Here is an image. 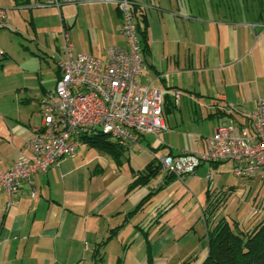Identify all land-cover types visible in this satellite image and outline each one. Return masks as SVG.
Listing matches in <instances>:
<instances>
[{"label":"crops","instance_id":"obj_1","mask_svg":"<svg viewBox=\"0 0 264 264\" xmlns=\"http://www.w3.org/2000/svg\"><path fill=\"white\" fill-rule=\"evenodd\" d=\"M37 1L0 0V7L7 12V25L0 24V35L2 31L16 29V34H23L54 61L51 87L45 86L37 75L39 71L35 70L31 78L26 79L32 83L24 81L23 85H13L9 92V89L0 90V171L8 169L20 156L29 155L25 144L39 125L41 101L47 92L54 90L60 76L56 60L64 54L62 31L69 28L72 39L73 26L78 20L76 16L69 24L62 16L63 29L53 40L38 14L47 7L36 6ZM135 1L139 6L141 27L144 26L142 17L147 23L148 44L146 53L143 52L147 71L142 81L162 92L165 131L176 127V123H172L175 109L183 112L190 107L195 115L208 118L210 135L205 141H199L200 150L187 151L203 152L218 127L236 121L247 124L255 102L264 99V20L259 17V10L254 12L243 7L241 11L237 6L232 10L221 0ZM100 4L101 12L97 16L100 30L111 39L124 40L116 6ZM84 5L88 2L81 6ZM111 9L114 12L111 13ZM58 38L61 39L59 44L55 42ZM108 48L96 53L90 35L88 51L83 53L105 57ZM0 49L3 52L1 69H4V61L13 57L1 37ZM175 90L181 94L179 105L175 104ZM229 105L235 108L233 114L225 112ZM160 140L157 146L156 139L149 144L155 150L164 146L171 148L168 142ZM87 147L83 155L93 148ZM92 153L93 157L85 164L104 157L100 150ZM74 159L76 155L65 157L47 173L35 174L32 178L34 196L32 185L27 181L20 183L15 202L10 206H7L6 192L0 191V264H183L186 259L189 264H200L208 253L207 226L204 221L205 231L199 237L193 234L195 225L187 227V220L197 209L200 215L196 223L201 220L209 182L215 193L229 190L215 220L226 218L240 226L249 221L242 202L233 203L231 196L234 192L246 194L252 187L248 185L244 190L230 184L219 188L212 174L203 167L208 164L219 170L228 162L218 167L204 163L194 173L171 180L166 179L162 169L155 189L149 188L160 174L149 184L128 191L136 178L135 172L143 170L151 159L140 169L133 166L131 158L128 164L120 159L110 172L97 162L89 169L87 177L74 175L76 169L84 166L79 163L77 167ZM253 179L257 178L249 180ZM152 191L155 192L152 198L134 211L141 199ZM231 212L235 213V218L243 217L235 219L229 215ZM118 226L116 234L108 239ZM181 243L183 246L190 243L191 247L179 248Z\"/></svg>","mask_w":264,"mask_h":264},{"label":"built area","instance_id":"obj_2","mask_svg":"<svg viewBox=\"0 0 264 264\" xmlns=\"http://www.w3.org/2000/svg\"><path fill=\"white\" fill-rule=\"evenodd\" d=\"M81 1L115 5L125 45L111 46L105 57H96L77 52L69 28L63 29L64 54L56 60L60 76L54 90L41 101L39 125L25 144L29 155L20 156L8 169L0 171V191L8 196L7 206L14 204L22 181L32 185L34 196L33 176L47 173L65 157L75 156L82 134L101 132L132 149L150 134L157 136V146L159 134L167 129L161 90L142 81L147 65L139 40L137 2L38 0L36 6L60 8L64 3ZM0 24L7 25V12L2 7ZM2 53L0 49V57ZM180 98V92L175 90L176 105ZM234 111L233 105L225 108L228 114ZM223 162L231 164L235 176L257 178L264 183V99L255 102L247 124L236 121L218 127L205 151H180L160 159L163 171L179 178L194 173L204 163Z\"/></svg>","mask_w":264,"mask_h":264},{"label":"rangeland","instance_id":"obj_3","mask_svg":"<svg viewBox=\"0 0 264 264\" xmlns=\"http://www.w3.org/2000/svg\"><path fill=\"white\" fill-rule=\"evenodd\" d=\"M222 2H225V4L228 7L233 8L232 10H235V6L239 7V9L242 11L243 7H247L248 10L257 12L259 9H261L262 3L258 1H252V0H221ZM85 3L86 1H81L77 3H64L61 5V7L56 6H50L47 8H42L38 11V14L42 18L44 24L48 26V32L52 34L53 40L56 36H59L58 33L63 29L62 27V16L66 17L67 23L72 24L78 16V20L73 26L72 31V39L75 43L77 51H88V45L90 43V35H91V41L92 45L94 47V50L96 53H99L102 48L107 49L112 44L118 43L120 45H125V41L123 38H109L105 34L102 33L100 30V26L98 25V13H100L101 4L100 3H93L88 2V5L81 6L82 3ZM80 6L82 7L80 9ZM250 6L252 7L250 9ZM110 7H113V5ZM110 12H114L113 9L110 10ZM109 12V13H110ZM256 14V13H255ZM260 17L262 20H264V17L260 14ZM46 21L47 24H46ZM9 31H2L0 37L4 39L5 43L8 46V49L12 55V59L8 61H4V65L6 68L1 69V63H0V90H8L10 91V87L13 85H23L24 83H32L30 79L33 75V71L38 70L39 74H37L39 77H41V80H43V83L47 87H51L53 85L52 78H53V65L54 61L52 56H48L45 53H42L38 47L32 42L29 41L23 34H16V29L12 28V31L8 29ZM60 38V37H59ZM58 38V39H59ZM122 39V40H119ZM58 44L61 42V39L56 40ZM41 64V66L39 65ZM49 65V66H48ZM39 68V69H38ZM43 68V70H42ZM41 69V70H40ZM26 70V73L24 72ZM12 94H10V97ZM13 96L12 98H14ZM36 105V103L33 104ZM26 106V105H24ZM175 119L172 123H176V127L169 131H165L161 134H159V137L166 142L169 143L170 147H162L160 150H155L151 147L150 144L154 142L156 139V135H147L145 140L141 141L140 143L136 144L132 149L130 150H123L121 160L128 164V158L132 159L133 166L135 168H142L144 167L145 163L153 158V156H159L161 159V156L168 152L170 149L175 151L176 153L180 151H187V150H200L197 148V144H200V140L205 141L207 136L210 135V129H209V123L208 118L201 114H194L190 107H186L183 112L179 111L178 109L174 110ZM165 117V112H164ZM172 119V117H171ZM38 119L36 118V121ZM110 139V137H108ZM111 140V139H110ZM150 143V144H149ZM206 147V146H205ZM86 143L82 142L80 144V147L76 153V159H74L75 165L78 167L80 164L84 165L81 168H78L74 171V175L76 176H83L87 177L89 174V169H92V166L94 167L97 162H100L105 170L107 172H110L113 167L118 166L115 161L116 159L109 153L105 151L102 152L103 159H97L92 162V164H85L88 162L90 157H93L92 152H99V150L95 147L92 149L89 148V150L86 154H82V152H85L84 150L87 149ZM70 157H68L69 159ZM80 163V164H79ZM79 164V165H78ZM206 168L211 174L214 179L215 185H217L219 188L221 186H227V185H236L238 188H244V190L247 188L248 185L250 187L244 195L243 193L239 194L238 192H234L231 196V200L233 199V203L235 202H242V209L244 210L247 217H249V221L246 224H249L252 218L255 215L258 214H264V185H261L260 181L258 179H245L235 176L231 171V164L230 163H223L219 170L210 167L208 164H205L203 166ZM163 174V172L161 173ZM161 174L159 178H156L152 181L150 185V190H153L156 188L157 183L159 182L161 178ZM229 190H227L228 192ZM259 191V192H258ZM146 192V191H145ZM144 192V193H145ZM260 193V194H259ZM204 195V194H203ZM204 198V197H203ZM228 198V196H227ZM259 202V203H258ZM262 202V203H261ZM256 210V211H255ZM243 212V213H244ZM198 215H200V209H197L196 212H194L191 217H188V226L195 225V231L193 230V234L197 233V236H201L205 231L204 226V219L202 216V210H201V220H198V223H196L198 219ZM231 217L234 216L235 213L231 212ZM259 216V215H258ZM221 217V214L220 216ZM243 217L240 216L235 219H241ZM221 218H217L216 221H218ZM238 223V222H237ZM239 224V223H238ZM244 224V226L246 225ZM179 233V232H178ZM180 247L189 248L191 247V244H184L181 243ZM188 246V247H187ZM176 249L177 246H174ZM113 264V263H112ZM183 264H189V260L186 259V261Z\"/></svg>","mask_w":264,"mask_h":264},{"label":"trees","instance_id":"obj_4","mask_svg":"<svg viewBox=\"0 0 264 264\" xmlns=\"http://www.w3.org/2000/svg\"><path fill=\"white\" fill-rule=\"evenodd\" d=\"M259 2L262 5L258 15L260 17L261 14L264 17V0H259ZM135 8L139 10V6ZM141 21H143L144 26L143 28L141 27L139 20V40L142 52L146 53L148 43L145 17H142ZM81 140L90 147H95L100 151L102 150L111 154L120 163L124 147L117 141L110 140L106 134L101 132L86 133L81 135ZM172 153L169 150V154ZM220 164L212 163L214 167H218ZM161 171L162 165L160 159L153 157L143 170L135 172L136 178L129 185L128 191L138 186L149 184ZM175 177L176 175L174 174L166 173V179L171 180ZM153 194L155 192L152 191L145 195L134 211L141 209L152 198ZM227 196V190L221 189L215 193L209 182V187L206 190V206L202 210V216L207 226L208 253L200 264H264V214L255 215L250 223L245 226H240L236 221L230 223L226 218L216 221L215 215L226 201ZM119 227L112 230L108 239L116 234ZM120 260L118 261L120 262Z\"/></svg>","mask_w":264,"mask_h":264}]
</instances>
